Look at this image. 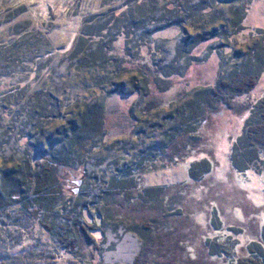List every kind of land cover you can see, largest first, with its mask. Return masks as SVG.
<instances>
[{"label": "trees", "instance_id": "1", "mask_svg": "<svg viewBox=\"0 0 264 264\" xmlns=\"http://www.w3.org/2000/svg\"><path fill=\"white\" fill-rule=\"evenodd\" d=\"M258 1L170 0L160 5L157 0L141 4L140 0H129L126 10H109L103 16L84 20L76 41L63 53L64 74L91 77L94 89L105 94L106 102L92 94L88 99L76 98L80 95L73 94L76 86L65 87L61 92L52 82L56 69H51L49 63L37 67L36 56L20 60V48L33 47L24 40L27 37L0 50V60L4 57L11 63H32L33 80L47 76L43 88L29 94H25L31 90L27 85L19 93L0 86L1 93L4 91L0 94V224L6 216L15 222L0 230V264L82 262L83 250L95 242L83 219L86 211L96 210L107 222L123 213L113 210L116 205L135 211L136 200L159 211L161 202L156 198L162 189L141 191L138 177L159 158H167L168 164L184 161L189 157L187 149L200 145L197 133L209 116L233 111L234 105L241 106L244 124L241 135L232 143L231 166L239 173L264 175V30L247 27L249 11ZM224 6L228 16L223 15ZM172 28L183 37L169 62L163 64L164 59H154L158 56L153 52L154 37ZM186 28L191 32L186 33ZM240 34L253 42L244 50H232L225 59L219 50L230 46L229 41ZM215 38L220 44L208 49L209 56L219 59L214 85L185 89L175 99L161 102L167 108L156 109L150 85L185 76L197 63L195 51ZM119 41L126 46L134 42L136 58L130 59L129 54L114 49ZM14 50L17 55H12ZM127 64L136 67L128 81L129 92H124L123 83L107 90L113 85V78L127 74ZM107 70L111 72L97 75ZM62 79L57 81L64 82ZM169 87L166 92L172 91ZM115 91L136 96V112L134 115L129 111V130L112 135L106 115L107 101ZM63 98L68 106L73 105L67 116L63 114L67 109ZM150 119H154L153 123L148 124ZM211 170L207 159L193 162L189 178L199 182ZM63 177H69L64 179L65 184ZM81 186L83 193L79 192ZM34 225L51 238L48 253L37 245L31 249L22 247L21 243L30 244L37 239L31 231ZM114 230L111 228L110 232ZM207 249L211 257L228 254L223 246L213 242L207 243ZM243 252L226 259L227 264H264V230L260 243L248 245ZM141 260L138 255L135 264Z\"/></svg>", "mask_w": 264, "mask_h": 264}, {"label": "rangeland", "instance_id": "2", "mask_svg": "<svg viewBox=\"0 0 264 264\" xmlns=\"http://www.w3.org/2000/svg\"><path fill=\"white\" fill-rule=\"evenodd\" d=\"M128 1L0 0V50L19 38L21 41V38L27 37L24 40L30 41L29 44L33 46L31 50L20 48L18 55L16 50H14L15 54L11 53L12 55H17L20 60H28L36 56L37 67L40 64L49 63L52 66L51 69H56L52 82L60 88L61 92L65 87L76 86L73 94H80L76 98L88 99L92 94L99 101L106 102L105 94L94 89L95 82L91 77L75 78L73 74L69 76L64 74L66 64L62 63L63 53L76 41L84 20L98 17L109 10H126L125 5ZM142 1L146 2V0H140V4ZM157 1L160 5L170 2V0ZM222 10L224 16L229 15L227 6H224ZM247 20L248 28L264 30V0L255 3L249 11ZM184 30L186 33L191 32L187 28ZM111 34L115 35V31ZM182 37L183 35L175 28L154 37L156 40H154L155 43L153 42L154 49H152L155 52L154 55H158L154 59H164L163 64H167L174 54L175 45ZM219 41L215 38L195 51L197 63L189 68L185 76L150 85L149 88L156 98L153 102L156 109L167 108L168 105H164L163 101L175 99L173 97L182 94L185 89L214 85L219 70V59L216 56H209L208 49L220 44ZM252 42L253 40L244 34L237 35L229 41L230 46L219 50V54H223L226 59L231 55L232 50L233 52L237 49L244 50ZM113 48L129 54L130 59L135 57L134 42L126 46L119 41L113 45ZM50 49L48 53L47 50ZM147 51L143 52L144 57ZM2 59L0 60V86L5 85L7 91L19 93L25 89L23 86L27 85L31 90L24 91L25 94H29L31 91L43 88L47 76L40 75L33 80L32 63H11L12 61L8 58ZM126 68L127 74L113 78V85L107 87V90H112L115 85L123 83L124 92H129L128 81L129 78H133L134 74L131 72H135L136 67L127 64ZM109 72L111 71L98 72L97 75L100 77ZM57 78H63L64 82L57 81ZM262 83L264 88V81ZM167 87L172 91L166 92ZM2 93L0 91V94ZM63 100L67 108L63 114L67 116L73 105L68 106L67 99L63 98ZM135 100L134 95L128 96L115 91L111 99L107 101L106 122L110 125L112 135L123 134L127 128L129 130L130 114L135 115L136 112ZM240 110V105H234L233 111H220L209 116L207 123L197 133L201 139L200 145L187 149L189 157L184 161L170 164L167 163V158H159L138 177L137 184L141 191L162 189L156 198L161 202L159 211L152 208L153 206L148 208L140 205L138 200L135 203L138 210L135 211L116 205L113 210L119 209L123 213L120 216L116 215L111 222L101 220L102 217L97 215L94 209L86 211L83 219L88 229L92 230L91 238L95 242L90 248L83 250L82 262L73 261L68 264H135V258L138 255L142 256L140 264H227L226 259L240 256L244 253L243 248L255 242L260 243L264 230V175L251 171L239 173L232 168L229 159L232 143L242 133L244 114ZM159 114L162 116V111ZM153 120L150 119L148 124L153 123ZM157 121L158 115L154 123ZM203 159H207L212 164V170L203 180L193 182L189 178V166ZM74 175L77 176L76 172ZM64 179L67 180L69 177H63V184L66 183ZM80 190L79 192L83 193V186ZM157 201L154 200L153 203L156 204ZM156 219L160 221L157 223ZM14 223L12 218L9 219L6 216L0 224V230ZM111 228H115L114 233L110 232ZM39 229L37 225H34L31 231L37 239L30 244L21 243L22 247L31 249L29 247L37 245L39 250L48 253L51 238ZM16 233L14 236H17ZM208 242L223 246L228 254L211 257L207 249ZM52 252L54 253L53 250ZM41 262L46 264V260Z\"/></svg>", "mask_w": 264, "mask_h": 264}]
</instances>
